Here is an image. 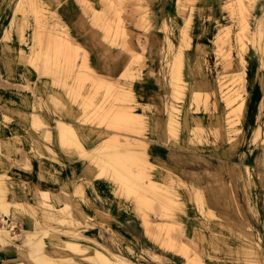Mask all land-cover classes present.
I'll use <instances>...</instances> for the list:
<instances>
[{
	"label": "rangeland",
	"instance_id": "rangeland-1",
	"mask_svg": "<svg viewBox=\"0 0 264 264\" xmlns=\"http://www.w3.org/2000/svg\"><path fill=\"white\" fill-rule=\"evenodd\" d=\"M18 1L0 0V129L5 133L0 139L15 138L14 146L0 151V181L7 183L2 196L10 211L18 210L21 217L25 215L29 220L32 215L38 216L47 230H57V235L66 231L71 235L77 231L71 229L75 221L73 203L80 202L81 196H89L97 210L110 215L109 219L99 220V225L123 230L124 239L115 236L119 246L133 248L153 264L145 249L155 250V254L170 259L172 264H183V261L187 264V259L178 251L158 247L159 243L145 233L135 201L118 195L116 185L106 177H97V168L88 156H83L84 153L95 156L100 146L120 153L126 148H135V156L138 158L141 154L138 159L147 157L144 171L148 169L149 180L156 181L155 191L148 189L150 186L142 180L139 182L143 161L135 159V163L124 161L110 167L112 170L119 167L114 171L119 174L123 171L122 176L129 177V181L125 179L128 183L136 180L131 187H140L137 195L148 196L151 202L141 213L153 228L161 219L178 224L177 215H181L183 237L176 223L174 230L178 232L172 230V236L181 244L186 237L191 238L190 242H184L189 244V254L193 250L197 252L203 264H264V0H242L247 12L241 13L236 0H85V3L83 0H34L35 8L32 3L25 1L20 5ZM93 1L99 4L94 7ZM90 8L103 11L105 17L100 16L103 21H95ZM57 21L68 28L72 40L82 48L75 59V69L72 64L62 66L58 57L54 58L58 66L49 64L46 68L48 64L45 66L43 62H46L45 53L55 56L49 47L53 40L46 30ZM35 37L39 38L37 46ZM242 43L246 46H241ZM52 46L53 43V49ZM83 57L103 81L108 80L111 85L108 89L101 87L103 90L94 94L88 81H75ZM238 75L242 76V83L236 81ZM81 83L84 85L80 89ZM234 91H239L243 100L236 101ZM86 106L91 109L82 108ZM125 106L131 108L135 117H142L139 120L143 125L127 123L126 126L115 118L118 108ZM95 109L100 112L93 116ZM179 111H189L196 121H190L183 128L176 120V115L181 114ZM224 112L228 113L231 127L228 131L221 126ZM31 114L39 116L45 124L60 119L72 125L80 137L78 147L61 148L56 137L53 141L50 137L49 141L43 125L34 129L36 126L27 121ZM41 132L47 140L38 136ZM109 139H113L112 142ZM32 140L39 141L43 149H53L66 173L55 174L47 168L40 179L38 162L49 159H46L48 155L41 157L35 152ZM107 143L114 144L116 150H111L113 146ZM141 151L146 152L145 157ZM105 153L102 152L103 159H107ZM110 160L107 159L112 164ZM73 172L75 181L83 180L85 184L81 185V191L70 188L71 203L61 202L59 209L55 206L53 209V205L48 209L43 206L44 200L38 198L30 199L33 205L23 203L29 192L25 194L19 187H16L19 203L6 200V193L15 185L13 178L41 182L56 189ZM92 183L102 185L98 193L91 189ZM158 189L162 193L168 190L177 204L161 198ZM194 189L202 195L206 210L213 215L202 212V197ZM151 194L154 196L149 197ZM80 208L87 214L88 209L81 205ZM57 210L63 212L58 219L52 214H57ZM96 213L101 214L100 217ZM43 214L48 217L42 218ZM102 215L95 212L99 218ZM16 221L13 235L27 231L22 221ZM82 222V219L77 221L78 224ZM205 222L214 223L219 231L212 233L204 229ZM200 224L206 234L200 231V235H194L193 229ZM202 236L206 240L202 241ZM72 252L58 238L45 240L44 253L51 259H74L78 264H93L86 260L92 255L91 249L82 255Z\"/></svg>",
	"mask_w": 264,
	"mask_h": 264
},
{
	"label": "bare ground",
	"instance_id": "bare-ground-1",
	"mask_svg": "<svg viewBox=\"0 0 264 264\" xmlns=\"http://www.w3.org/2000/svg\"><path fill=\"white\" fill-rule=\"evenodd\" d=\"M27 1L29 3H34V0H19L18 1V4H22ZM84 3H85V0H83ZM113 1V0H112ZM235 1V0H234ZM118 2H122L120 0H118ZM81 3H83L81 1ZM80 3V4H81ZM111 3V2H110ZM234 3V2H233ZM35 4V3H34ZM34 4L32 5L34 7ZM31 5V4H30ZM82 5V4H81ZM87 5V4H86ZM112 4H110L111 6ZM31 6V7H32ZM84 6V4H83ZM104 6V5H103ZM228 6H230L228 4ZM236 6L239 7L238 10H240V13L243 12L245 9L242 7L243 6V3H242V0H236ZM21 7V6H20ZM35 8V7H34ZM231 8V7H230ZM24 9V7H23ZM93 9V8H92ZM90 8V10H92ZM17 10V8H16ZM15 10V11H16ZM39 10V8H38ZM84 10V9H83ZM115 10V9H114ZM234 10V9H233ZM14 11V12H15ZM35 11V9H34ZM87 11V10H86ZM93 11V16L92 18L95 20V21H103L101 20L104 16V12L103 11H100V10H92ZM247 12V10H245ZM38 12V11H37ZM36 12V13H37ZM43 12H47V11H43ZM84 13V12H83ZM85 14V13H84ZM102 14V15H101ZM25 15V14H23ZM41 14H39L40 16ZM54 15L56 17H58L55 13ZM243 15V14H242ZM100 16L102 18H100ZM245 16V15H244ZM45 17V15H44ZM105 17V16H104ZM247 18V17H246ZM61 19V18H60ZM59 19V21H60ZM245 19V17H244ZM92 20V21H94ZM50 21V20H49ZM59 21H57L55 23V26H53L52 28H49L46 30V33L48 34V36L50 37L52 41V43L54 44L53 49L51 48V44L50 43V49L53 50V52L55 53V56H47L45 53V56L44 57L46 58V62L45 60L43 61L46 68H49V64L51 65H55L56 62L54 60L55 57H58V58H61L59 59V62L62 61L61 63H59V65H62V66H65L66 64H72L73 66V69H75V59L77 58L78 56V52L79 50H81L82 48L80 47V45H78L77 43H75L72 38L70 37L69 35V31H68V28L65 26V25H62L59 23ZM62 21V20H61ZM246 21V20H244ZM244 21L242 23H244ZM38 22V20H37ZM96 23V22H95ZM98 23H101V22H98ZM241 23V24H242ZM240 24V25H241ZM246 25V23H244ZM40 25V23H39ZM42 25H44L42 23ZM48 25V24H46ZM45 25V26H46ZM243 25V24H242ZM241 25V26H242ZM49 26V25H48ZM50 27V26H49ZM47 28V27H46ZM243 28V26L241 27ZM37 30V29H36ZM45 30V27L44 29ZM41 31V30H40ZM102 31V30H101ZM124 33L123 30H120ZM45 32V31H44ZM34 33H37V32H34ZM45 33V34H46ZM120 33V32H119ZM5 35V34H4ZM35 35V34H34ZM41 35V34H40ZM36 36H39L36 35ZM6 37V36H5ZM45 37V36H44ZM37 38L38 37H35V41H36V46L38 45V42H37ZM6 39V38H4ZM46 39H48V37H46ZM39 40V38H38ZM49 40V39H48ZM50 42V40L48 41ZM243 42V41H242ZM185 43V42H184ZM241 43V42H240ZM40 45V44H39ZM35 46V44H34ZM41 46V45H40ZM241 46L245 47L246 45H243V43L241 44ZM239 46V47H241ZM45 47V46H44ZM47 47V46H46ZM38 48H42V47H39ZM171 48V47H169ZM32 49V48H31ZM35 49V48H34ZM182 49V48H181ZM244 49V48H243ZM216 50V49H215ZM41 52V51H40ZM48 52V51H47ZM181 52V51H180ZM39 53V52H38ZM43 53V52H42ZM50 53V52H49ZM53 53V54H54ZM179 53V52H178ZM177 53V54H178ZM40 54V53H39ZM88 54V53H87ZM176 54V56H177ZM180 54V53H179ZM178 54V55H179ZM42 56V54H40ZM181 55H182V52H181ZM36 56V55H35ZM85 56V55H84ZM37 57V56H36ZM39 57V56H38ZM82 57V56H81ZM87 57V56H86ZM230 57V56H229ZM88 58V57H87ZM40 60V59H39ZM57 60V59H56ZM88 60V59H87ZM86 59L83 57L82 60H81V64L80 66L78 65V68H77V71H76V74H75V81L77 83L83 81V80H86V82L88 81L89 82V88L91 89L92 92H94V94L96 92H98V90L100 91V89H102L103 87L105 88H109V86H111L106 80L103 81L102 77L98 76L90 67L87 66V63H85ZM241 61L243 62V59L241 58ZM88 62V61H87ZM29 63V62H28ZM57 65V64H56ZM58 66V65H57ZM66 67V66H65ZM64 67V68H65ZM44 68V67H43ZM51 68V67H50ZM55 68V67H54ZM67 68H68V65H67ZM57 69V68H55ZM43 70V69H42ZM46 70V69H45ZM49 70V69H48ZM58 70V69H57ZM70 70V69H69ZM65 71V70H64ZM68 71V70H67ZM73 71V70H72ZM47 73V71H45ZM86 72V73H85ZM58 73V72H57ZM128 73V72H126ZM174 73V72H173ZM45 74V73H44ZM64 74V73H63ZM130 74V73H129ZM238 74V73H237ZM53 75V74H52ZM55 75V74H54ZM60 75V74H59ZM45 76V75H44ZM57 76V75H55ZM53 76V78L55 77ZM127 76V74H126ZM173 76V75H172ZM46 77V76H45ZM52 77V76H51ZM122 77H125V76H122ZM176 78V77H175ZM174 78V79H175ZM236 78V76H235ZM234 78V79H235ZM244 78V77H243ZM52 79V78H51ZM106 79V78H105ZM233 79V80H234ZM56 80V79H55ZM69 80V79H68ZM110 80V79H109ZM242 76L238 75L237 78H236V81L239 83L241 82L242 83ZM63 81V80H62ZM74 81V82H75ZM235 81V80H234ZM86 82H83V83H86ZM107 82V83H106ZM111 82V81H110ZM174 82V81H173ZM172 82V83H173ZM54 83V82H53ZM83 83H81V86L80 89L82 88V85H84ZM178 83V82H177ZM231 83V82H230ZM236 83V82H235ZM66 84V83H65ZM234 84V83H233ZM232 84V85H233ZM62 85V83H61ZM77 85V84H76ZM173 85V84H172ZM56 86V85H55ZM115 86V85H114ZM180 87V85H178ZM234 86V85H233ZM64 87H67V85ZM102 87V88H101ZM176 87V86H175ZM63 88V87H62ZM67 88H65L66 90ZM77 89H78V85H77ZM115 89V88H113ZM103 90V89H102ZM80 91V90H79ZM105 91H107L105 89ZM240 91V90H239ZM237 92V91H234L236 92V101H241L243 100V97L240 95V92ZM69 92V91H67ZM74 92V91H73ZM175 93H177V89L174 90ZM244 92V91H243ZM66 94V93H65ZM130 94V92H129ZM242 94V93H241ZM245 94V93H244ZM75 95V93H74ZM77 95V93H76ZM75 95V96H76ZM104 95V94H103ZM106 95V94H105ZM78 97V95H77ZM72 98V97H71ZM79 98V97H78ZM75 99V98H74ZM88 99V98H87ZM81 100V99H80ZM83 100V99H82ZM91 103H92V98L89 97L88 99ZM130 102V101H129ZM87 103V101L85 102ZM239 103V102H238ZM90 104V103H89ZM85 105V104H83ZM88 105V104H87ZM81 106H82V103H81ZM89 106V105H88ZM121 106V105H120ZM83 109L85 108H90V107H82ZM91 109V108H90ZM131 108L128 109V107H123L121 109L118 108V111L117 113H115V118L118 119V121L122 122L123 124L125 123V125L128 123V124H138V125H143L141 124L142 121V117H135L136 115L132 114V112L130 111ZM87 110V109H86ZM95 113L93 114L96 115V112L98 114V112H100L99 110L100 109H95ZM117 110V108H116ZM115 110V111H116ZM85 111V110H84ZM110 111V110H109ZM93 112H94V109H93ZM111 114V113H110ZM32 115V114H31ZM91 115V114H90ZM89 115V116H90ZM101 115V113H100ZM104 115V114H103ZM92 116V117H93ZM99 116V115H98ZM106 116V115H104ZM101 117V116H100ZM104 118V117H103ZM139 118H141L139 120ZM101 120V118H99ZM92 120V119H90ZM94 120H95V117H94ZM98 120V118L96 119ZM106 119L104 118V121ZM110 120L111 117H110ZM173 121V120H172ZM171 121V122H172ZM31 122L34 126H36L34 129L38 128V127H41L43 125L44 127V130L46 131V135L48 136V139L50 141V137H51V132H50V128H49V125L48 124H45L44 121H42L39 116H35V115H32L31 116ZM110 122V121H109ZM138 122V123H136ZM94 123V121H93ZM112 123V122H111ZM119 123V122H118ZM121 123V124H122ZM83 124V123H82ZM110 124V123H109ZM122 124V125H123ZM93 125V124H92ZM102 125V124H101ZM113 126V125H112ZM117 126V125H116ZM127 126V125H126ZM129 126V125H128ZM119 127V126H118ZM109 128V127H107ZM111 128V127H110ZM109 128V129H110ZM117 128V127H116ZM114 128V129H116ZM127 128V127H125ZM113 129V130H114ZM129 129V128H128ZM144 129V128H143ZM132 130V129H131ZM38 131V130H37ZM129 131V130H128ZM134 131V130H133ZM55 137H56V141H58V144L61 148H64V149H69L71 147V145H77L79 144V138H78V135L75 131V129L72 127V125H70L69 123H66L60 119L56 120L55 122ZM117 138V137H116ZM124 139V138H123ZM110 140V139H109ZM113 140V139H111ZM110 140V142H112ZM116 143L118 144V141L117 139H115ZM102 144V143H101ZM106 144V143H105ZM116 144V146H117ZM122 144V143H121ZM107 145H112L111 144H108ZM106 145V146H107ZM114 145V144H113ZM112 145V146H113ZM119 145V144H118ZM126 145V143H125ZM130 145L132 146V144L130 143ZM134 145V144H133ZM143 145V144H142ZM145 145V144H144ZM11 146V144L9 143V140H0V151L1 150H5V149H8L9 147ZM111 146V147H112ZM115 146V145H114ZM112 147L111 150H116L115 148L116 147ZM128 146V145H126ZM139 144L136 145V148H138ZM78 147V145H77ZM81 147V146H80ZM79 147V148H80ZM101 148L97 149V154L94 156V154H90V155H85L86 153H84V157L88 156L89 159L91 160V164L93 163L94 166L97 168V177H103V178H107L109 179V181H111L114 185H116V191H117V194L118 195H121V196H124V197H127V199H131V201H135V209L137 211V214L141 215V218H142V221H143V226L145 228V232L148 236H152V240L154 242H157L159 243V245L166 249V250H176L178 251L179 253L178 254H182V256L187 259V264H203V261H201V259L199 258V256L197 255V252H195L193 250L192 254L190 255L189 254V251H188V248H189V244H186L184 242H190L191 241V238L189 237H186V239H183V243H177L175 241V238L172 236V233L171 231L174 230V227H175V223L177 224V222L175 221H172V223L167 222L165 219H161L160 221L161 222H157L155 223V227L153 228L151 226V223L150 221L148 220V218L146 216H144L141 212L144 208H146V206H148V204H150V200L147 198V197H140L139 194L137 195L136 193V190L139 189V188H136V186H134L135 190L131 187L132 183H134V179L130 180L131 184L128 183V175L126 178L125 175L122 176L123 174V171H120L122 172V174L120 173H116L114 170L116 169H113L110 167V165L112 166L114 164L115 165H119L121 162L123 163L124 161H133V160H140L143 161L141 162L142 163V166L140 164V166L143 168L142 169V173L137 174L139 175V182L140 180H142V182H145L147 185H144V187H148V189L150 188L151 190L155 191L157 189V186H156V182L155 181H152V180H149V174L147 173L148 169L146 171L145 170V165H146V161L145 160L146 158H143L144 160H141L138 159L139 157H141V154L139 153L140 150L138 151V155L139 157L137 158V156H135L134 154V151H135V148H126V149H122L123 150V153H120L118 150L117 152H112V151H107L105 149H107L105 146H100ZM108 147V146H107ZM129 147V146H128ZM135 147V146H133ZM109 148V147H108ZM114 148V149H113ZM145 148V147H143ZM81 149V148H80ZM141 149V148H139ZM82 150V149H81ZM138 150V149H137ZM136 150V151H137ZM143 150V149H142ZM145 150V149H144ZM85 151V150H84ZM106 151V156H107V159H111L113 161H116L115 162H111L110 160V163L112 164H109L107 159H103L104 155H102V152L104 153ZM65 152V151H64ZM67 152V151H66ZM93 152V151H92ZM142 154L146 153L145 151H141ZM136 153V152H135ZM134 154V156H133ZM102 155V156H101ZM82 156V157H83ZM105 156V157H106ZM87 157V158H88ZM143 157H145V154L143 155ZM53 159V158H52ZM145 161V162H144ZM139 162V161H138ZM119 163V164H117ZM132 163H135V161H133ZM126 166V164H124ZM123 165V166H124ZM129 165V164H128ZM130 166V165H129ZM136 166V164H135ZM139 166V165H138ZM137 166V167H138ZM113 167V166H112ZM136 167V168H137ZM247 167V166H246ZM114 168V167H113ZM117 168V167H116ZM119 168V167H118ZM117 168V170H119ZM124 168V167H123ZM138 169V168H137ZM116 170V171H117ZM123 170V169H122ZM136 171H139V170H136ZM126 172V171H125ZM247 172L249 173V171L246 170V174ZM139 173V172H137ZM132 175V174H131ZM135 175V176H137ZM248 175V174H247ZM6 176V175H5ZM134 176V175H133ZM125 177V178H124ZM171 177V176H170ZM128 181H126V180ZM131 179V178H130ZM138 179V178H137ZM167 179V178H166ZM134 180V181H133ZM171 181V180H170ZM250 182V181H249ZM138 184V182H136ZM35 185V184H34ZM135 185V183H134ZM141 184H139L140 186ZM143 185V184H142ZM159 186V184H157ZM7 186V183L4 182V181H0V264H78L75 262L74 259H51L49 256H47V254L44 253V248H45V240L47 239H54V238H58L60 241H62L63 243V246L65 248H69L70 250H73V252H77L76 254L79 255L81 253V255L83 254V252L85 253V251L91 249L92 250V255H90V257H88L86 260L89 262V263H93V264H128L126 263L122 258L112 254V252L108 249H106L105 247H103L102 245L96 243L94 240H92L91 236L87 235V234H84L83 232H80V231H74L73 234L71 233V235H68V233H66V231L64 232H61V233H58L55 234V232L57 231H49L47 230V227L42 224V222L39 220V217L38 216H35V215H32V219L29 220V218H27L25 215L23 217H21V215L19 214V211L18 210H13V212L10 211L9 209V204H7V202L3 199L4 196H2V192L4 191L5 192V188ZM138 187V186H137ZM76 190L77 191H81L80 189L81 188V185H78L76 186ZM163 188V187H162ZM44 189V188H43ZM143 189L145 188H142L141 190L143 191ZM148 189L146 191H148ZM35 199L37 200L38 199H43L44 200V205L45 207H47L48 209H50V207L53 205V209H54V204H56L55 202H59L60 198H62V202H69L68 200V196L66 194L62 195L61 197L59 196H53L50 192L48 191H42V190H39L38 188H35ZM46 190V189H45ZM140 190V191H141ZM145 190H144V193H145ZM62 191V190H61ZM76 191V192H77ZM158 191L161 192V190L158 189ZM150 192V191H149ZM148 192V193H149ZM81 193V192H80ZM143 194V193H142ZM150 194V193H149ZM152 195V194H151ZM149 196V197H153L154 195L152 196ZM161 195V198H165L167 199L170 203L172 204H177V201H175L172 197V194L168 191V190H163V193L161 192L160 193ZM201 196V195H200ZM159 196H157V200L160 199L158 198ZM155 198V197H154ZM48 200V201H47ZM58 200V201H57ZM163 200V199H162ZM159 201V200H158ZM199 202V201H198ZM43 204V203H42ZM17 205V204H16ZM57 205V204H56ZM55 205V206H56ZM167 205V204H166ZM201 205V204H200ZM18 206V205H17ZM171 207V205H169ZM12 207V206H11ZM155 207V206H154ZM168 207V206H167ZM14 208V207H13ZM29 208V207H28ZM12 209V208H11ZM56 209V208H55ZM59 209V208H58ZM156 209V208H155ZM154 209V210H155ZM52 210V209H51ZM157 210V209H156ZM202 210V209H201ZM58 211V210H57ZM61 211V210H60ZM63 211V210H62ZM63 213V212H62ZM61 213V215H62ZM36 214V213H34ZM97 215H100L101 214H98L96 213ZM168 214V213H167ZM136 215V214H135ZM42 218H46L48 217L47 214H43L41 215ZM104 215H102L101 217H103ZM168 217V216H167ZM166 218V217H165ZM16 219H20V221H24L26 223V226L29 230L27 231H23V233H21L20 235H13L12 233L14 232V230L16 229L15 228V223L17 222ZM53 219V218H51ZM172 219V218H171ZM176 219V218H175ZM60 222V220H59ZM62 222H65V221H62ZM18 223V222H17ZM61 223V222H60ZM67 223V222H66ZM62 224V223H61ZM47 225V224H46ZM65 225V224H64ZM99 225V224H98ZM67 226V225H66ZM69 227V225H68ZM178 227V231H180L179 233L182 234V227H181V224L178 223L177 226ZM180 229V230H179ZM176 231V230H174ZM176 231V232H178ZM174 233V232H173ZM199 233V232H198ZM174 235V234H173ZM182 237H183V234H182ZM202 241L206 240L204 239L205 237L202 236ZM161 239V241H160ZM178 241V240H177ZM48 249V248H47ZM62 249V248H61ZM67 251V250H66ZM53 252V251H52ZM69 252V250H68ZM72 252V253H73ZM79 253V254H78ZM177 253V252H176ZM66 254V253H65ZM210 255V254H209ZM204 256V255H203ZM17 258V259H16ZM81 259V258H80ZM138 259V258H137ZM186 264V263H185Z\"/></svg>",
	"mask_w": 264,
	"mask_h": 264
},
{
	"label": "crops",
	"instance_id": "crops-1",
	"mask_svg": "<svg viewBox=\"0 0 264 264\" xmlns=\"http://www.w3.org/2000/svg\"><path fill=\"white\" fill-rule=\"evenodd\" d=\"M92 4H93L94 7H96V4H99V1L97 3H95L93 1ZM76 32L79 34L78 31H76ZM69 35H70V31H69ZM179 112H181V114H177L176 115V120H177L178 125H181L183 128L186 127L187 124L190 121H192V122L196 121L195 117H194V120H192V114L189 111L188 112L187 111H183V112L179 111ZM228 113H229V111H228ZM228 113L224 112V115L221 117V122H222L221 126L226 131L231 129V127L228 124V120H229ZM28 120L31 122V117L30 116L27 119V121ZM169 122H170V119H169ZM47 124L49 125V128H50L49 130L51 132V138H52V141H53V138L55 137V122L52 123V124H50L48 122ZM0 130H1L0 136L4 135L5 134V133H3L4 130L3 129H0ZM21 135L24 136L25 134H21ZM11 136H12V134H11ZM38 136L44 137V139L47 140L46 139V135L43 132L39 133ZM24 138H26V136H24ZM8 139H9V143L11 144V146H14V141L13 140H15V138L13 139V138H9L8 137ZM0 140H2V139H0ZM31 143H32V146L36 150L35 152L37 154H39L41 157H43L44 155H48L46 159H49V161H45L44 159H41L38 162V176H40V179L41 178L43 179V173L47 170V168H50L53 171H55L56 172L55 174H57V173L58 174L59 173L65 174L66 173V169L64 167V164L61 162V160L59 158V155H57L53 149H51L50 147H46L45 149H43L41 147L39 141H37V140H32ZM48 148L52 152H54V154H52L48 150ZM30 153L32 154L33 152L30 151ZM24 166L27 168L28 171L30 170L28 165H24ZM74 174L75 173L73 172L72 176H69V177L67 175L66 176V180H63L62 182H60L56 189H54L53 186H50L48 184H44V183H41V182L34 183L32 181L30 182V181H27V180H24V179L17 180L16 178H13V179L11 178L14 181L15 185L12 187V190H9L6 193V200H8V202L15 201V202L19 203L18 195H17V188H16V187H19L20 189H22L23 193L26 194L27 192H29V196H24L26 198V201H24L23 203L33 205V203L30 202V199H33V200L35 199V190L34 189L38 188L39 190L50 192L53 196L61 197L62 195L66 194L68 196V200H69V204H70L71 203V198H70V196L68 194V191L70 190V188L73 187L74 190L77 191L76 190L77 189L76 186L78 185V183H79V185L85 184V182H83V180H81L80 182H79V180L75 181V178L73 176ZM6 175L9 177L8 174H6ZM88 183H90V182H88ZM101 186L102 185L97 186L96 184L92 183L91 184V189L93 191H95L96 193H98L97 190H100ZM189 190H190V188H189ZM193 191L199 193V191L196 190V189H194ZM199 195H201V194L199 193ZM201 197H202V195H201ZM217 198H218V196L216 197V199ZM62 201H63L62 198H60L59 202H55L57 205L54 204V206L56 205L55 207L59 208L60 206L58 204H60ZM202 201H201L202 212L205 213L206 215L207 214L209 215V213H211L213 215V213L210 210H208V209L206 210V206H204L203 197H202ZM12 203H14V202H12ZM80 205L83 206L85 209H88L87 214H85L83 209L80 208ZM73 207L74 208H72V216L75 219L74 222H75V224L77 226H75L74 222H72L71 229L78 230L80 232H83L84 234H87V235L91 236L92 238L96 239L97 241L103 243L109 250H111L114 253H117V255L129 260L133 264H153L152 262L150 263L149 260L144 259L141 255H138L137 251L133 250V248H129L127 246L125 248H123V246H119L117 244V240H116L115 236L118 235L121 239H124V237H123L124 234L122 233L123 230L121 231L119 228L116 229L114 227L111 228V225H109L108 228H105V227H103L101 225H98L99 224V222H98L99 220L109 219L110 215H107L103 211L97 210L94 207V205H93L91 197H89V196H87V197L81 196L80 202H78L77 204L73 203ZM97 211L102 213L105 217L99 218V217L95 216V212H97ZM59 212L61 213V211L59 210V211H57V214L53 213V212H52V214L56 215V218L58 219L59 218L58 216L61 215ZM80 219H82L83 222L78 224L77 221L80 220ZM177 221L180 224H182L181 215H177ZM22 222L24 223L23 226L25 225V227H26L25 229L29 230V229H27L26 223L24 221H22ZM118 223H119V225L121 224L120 221ZM213 224L214 223H210V222H209V224H207L205 222V223L202 224V226H204V229H206V230H208V231H210L212 233H215L216 231H219V230H216L215 224L214 225ZM142 225H143V221H142ZM202 226L200 224V226H197L196 228H194L193 229L194 230L193 234L194 235H196V234L200 235V233H198L200 231H202L203 234H206L203 231ZM218 226H220V225H218ZM143 228H144V226H143ZM144 230H145V228H144ZM158 247H161V246L158 244ZM144 252L150 257V259L154 262V264H172V261L170 259L163 258L162 256H159V255L155 254L154 253L155 250H154V252H150V251H147L145 249ZM165 252H166V250H165ZM128 257H131V259L133 261L130 260ZM183 264H185L184 261H183Z\"/></svg>",
	"mask_w": 264,
	"mask_h": 264
}]
</instances>
